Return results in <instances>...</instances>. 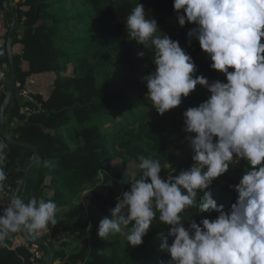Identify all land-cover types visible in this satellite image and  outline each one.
Wrapping results in <instances>:
<instances>
[{"label":"trees","instance_id":"obj_1","mask_svg":"<svg viewBox=\"0 0 264 264\" xmlns=\"http://www.w3.org/2000/svg\"><path fill=\"white\" fill-rule=\"evenodd\" d=\"M136 3L143 4L146 17L156 20L162 34L178 41L190 55L196 66L195 75L204 76L209 83L226 82L222 74L211 68L198 41L188 37L196 26L186 29L168 22L177 15L174 0L7 3L15 17L11 52L16 80L3 121L8 135L34 146L40 156L18 194L26 200L32 196L51 200L58 206L57 224H49L48 233L30 237L39 238L52 248V264H168L170 260L160 250V235L167 225L159 221V213L138 247H129L127 242L113 237L95 238L100 221L111 219L116 199L133 182L127 168H134L136 179L139 178L140 155L158 160L161 167L169 163L171 168L187 170L192 166L193 152L187 137L193 134L184 131L183 113L210 95L206 88L197 86L177 108L163 115L155 111L143 81L155 70L153 49L131 40L125 25ZM0 22L4 24L0 34L1 108L6 95L5 80L10 77L6 49L10 22L3 0ZM140 52H144L142 57ZM2 72L5 76H1ZM48 74L53 75V80L44 95L33 84ZM22 90H27L33 101L20 98ZM0 139L3 140L1 136ZM7 146L5 186L10 192L0 199V211L8 205L9 197L14 196L35 161L32 151ZM45 160L47 167L42 163ZM114 161L120 166L115 168ZM247 169L246 161L231 164L228 172L212 181L206 191L218 207L223 205L228 211L235 203L234 187ZM200 202L198 196V207ZM217 215L214 210L201 212L202 219H215ZM25 244L32 246L23 233L14 234L7 247H0V264H33ZM42 250L45 260L41 264H45L47 254L43 247Z\"/></svg>","mask_w":264,"mask_h":264},{"label":"clouds","instance_id":"obj_2","mask_svg":"<svg viewBox=\"0 0 264 264\" xmlns=\"http://www.w3.org/2000/svg\"><path fill=\"white\" fill-rule=\"evenodd\" d=\"M173 10L181 27L196 25L188 37L198 41L211 68L226 82L209 83L195 75L190 55L136 3L125 25L131 40L153 49L155 70L143 81L155 111L163 115L177 108L197 86L210 95L183 113L184 131L193 134L187 137L192 166L162 179L160 162L140 155L139 178L116 199L111 219L100 221L97 235L118 234L129 247H138L159 213V221L169 226L160 245L170 257L168 264H264V0H174ZM7 147L0 139V199L6 194ZM240 161L248 169L234 187L235 203L225 211L206 190ZM42 163L48 166V161ZM198 196L199 212L218 215L199 224L191 221L186 228L183 222L189 217L182 214L197 207ZM57 212L51 200L9 197L0 211V247H7L17 233L39 236L57 224Z\"/></svg>","mask_w":264,"mask_h":264},{"label":"water","instance_id":"obj_3","mask_svg":"<svg viewBox=\"0 0 264 264\" xmlns=\"http://www.w3.org/2000/svg\"><path fill=\"white\" fill-rule=\"evenodd\" d=\"M8 1L9 0H3V7H4V9L8 15L9 22H10L9 23V32H8V36H7V43H6L7 56H8L9 67H10L9 68L10 77L5 80L6 95H5L4 101H3L1 108H0V136L3 138V140L7 144L16 145L18 147L28 149V150L32 151L35 155V161H34V163H32L28 167V169H27V171H26V173L22 179V182H20L18 189L14 193V196H15L18 194L19 188L21 187L22 183L25 184V182L27 180L28 171L34 166V164L40 162V156L37 152V149L34 146L16 141L10 135H8L5 131V126H4V121H3L4 111H5L8 103L11 99L13 89H14V83L16 80V75H15L14 66H13V62H12V52H11V42H12V36H13L14 28H15V17L7 6ZM23 235H24V239L27 242H29L31 244L38 245L39 247H43L46 251V254H47V259H46L45 264H52V262L54 260V254H53L52 248L45 241H42L39 238H30L25 234H23Z\"/></svg>","mask_w":264,"mask_h":264},{"label":"rangeland","instance_id":"obj_4","mask_svg":"<svg viewBox=\"0 0 264 264\" xmlns=\"http://www.w3.org/2000/svg\"><path fill=\"white\" fill-rule=\"evenodd\" d=\"M182 14V13H181ZM168 22L172 25H179L178 24V20H177V15L174 16L173 18H169ZM5 23V22H4ZM180 26V25H179ZM190 26H196L195 24H189V23H185V25L183 26V28H188ZM3 29H4V24H1L0 22V34L3 33ZM3 73V76H5V73ZM53 80V75L52 74H48L43 76L42 78L36 80L33 84L34 88L38 89V91H40V93L42 94H46V92L48 91L49 85L51 83V81ZM27 91V90H26ZM28 92V91H27ZM113 165L116 167H119L120 165H117L116 161L113 162ZM165 167H161V173L160 176L162 179H166L168 177L169 174L172 175H178L181 170L178 168H171V165L169 163L164 165ZM184 169V168H183ZM126 173L130 174L131 177H133V180L136 179L135 176V169L132 167L127 168ZM101 180H103V176L100 177ZM200 209L199 207H194L192 209L186 210V212L184 214H182L184 216L185 219H187L189 217L188 220L184 221V226L187 228L189 223L191 221H195L197 224H199V222L202 220L201 218V212H199ZM165 231H163L164 233L162 235H160V237H162L164 239V237L167 235V232L169 231V228H167V226L165 227ZM43 234L48 233L47 230L42 232ZM98 233V232H97ZM110 237H113V239L119 240L121 242H126L121 236L117 235H109V237L107 238H101V239H109ZM66 238V237H65ZM97 239H99L98 235L96 234ZM61 240V239H60ZM67 241H71L70 238H66ZM169 240L172 241V238H169ZM62 241V240H61ZM73 247V246H72ZM68 251H70V249H67Z\"/></svg>","mask_w":264,"mask_h":264},{"label":"built area","instance_id":"obj_5","mask_svg":"<svg viewBox=\"0 0 264 264\" xmlns=\"http://www.w3.org/2000/svg\"><path fill=\"white\" fill-rule=\"evenodd\" d=\"M1 76H3V73H1ZM19 96L22 99H25L28 101H33L26 90H22L19 93ZM27 110H29V109H27ZM9 192H10L9 189L6 188V186H5V193L8 194ZM25 248H27L33 256L31 259V262L33 264H41L45 260V252L38 245L32 244V246H30L29 244H25Z\"/></svg>","mask_w":264,"mask_h":264}]
</instances>
